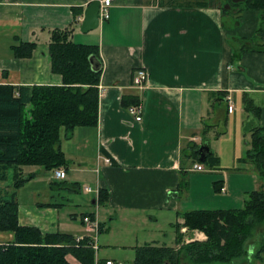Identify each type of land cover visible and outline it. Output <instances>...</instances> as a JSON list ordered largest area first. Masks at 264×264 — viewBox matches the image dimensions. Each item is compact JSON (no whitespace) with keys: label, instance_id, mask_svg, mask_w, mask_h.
Instances as JSON below:
<instances>
[{"label":"crops","instance_id":"1","mask_svg":"<svg viewBox=\"0 0 264 264\" xmlns=\"http://www.w3.org/2000/svg\"><path fill=\"white\" fill-rule=\"evenodd\" d=\"M90 3L0 0V85H62V77L52 72L50 59L55 30L73 29L74 42L97 46L103 65L98 126L79 127L71 139L63 137L61 149L69 166L60 169L67 177L59 180L54 175L57 182L43 183L52 191L48 200L40 202L25 195L31 180L18 190L19 224L36 227L43 234L72 235L77 242L87 233L83 218L92 215L100 230L101 226L108 228V245L112 246L114 238H120L124 248L134 249L139 243L160 245L157 241L137 242V222L157 224L161 218L175 231L173 225L183 221L179 216L183 213L182 197L172 193L178 191L185 174L202 173L194 170L190 159L184 160L183 150L202 140L203 120L210 125L218 122L215 116L219 111L211 112L209 93L224 91L231 97L233 111L225 101L220 104L224 110L219 116L228 119L221 141L234 138L233 161L243 158L250 147V136L244 131L247 97L261 108L257 124L264 128V15L242 10V0H114L110 19L84 34L81 25ZM31 42L36 43V49L30 58L15 55L14 47ZM139 69L148 73L142 88L133 82ZM125 96L139 98L141 122L123 105ZM26 168L24 177L34 179L37 174ZM11 170L7 184L0 182L1 188L13 184ZM239 171L221 179L220 187L225 189L221 193L227 196L230 191L229 197H222L228 203L233 199L232 190L246 195L261 188L253 165L240 162ZM70 173L85 182L67 181ZM231 178L243 180L245 187L232 185ZM71 183L80 185V193L66 188L65 184ZM102 189L109 191L105 205L98 201ZM49 204L60 206H41ZM78 217L80 230L74 226ZM14 238L13 233L0 231V244ZM198 238L207 239L201 232ZM101 250L99 244L97 264L107 260L121 264L117 258L102 260ZM67 260L81 264L72 255Z\"/></svg>","mask_w":264,"mask_h":264},{"label":"trees","instance_id":"2","mask_svg":"<svg viewBox=\"0 0 264 264\" xmlns=\"http://www.w3.org/2000/svg\"><path fill=\"white\" fill-rule=\"evenodd\" d=\"M240 6L242 10L259 11L264 15V0H242ZM72 35L73 29L55 30L49 46L52 72L62 77V85H0V182L7 181L10 169L14 171L13 184L0 187V231L15 236L13 242L0 244V264H70L69 255L81 264H97L90 239L77 243L72 235L43 234L36 227L19 224L18 190L33 178L24 177L23 168L41 167L48 171L68 168L69 161L61 149L63 137L71 139L77 128H94L99 123L102 71L94 72L89 62L92 55L101 61L99 50L94 45L75 43ZM35 49L36 43L31 42L22 43L13 50L19 58H30ZM242 50H246L245 47ZM228 97L224 91L209 93L211 112L219 111L215 116L218 122L209 125L203 120L202 143L188 144L183 150L184 159L194 164L203 163L199 161L198 149L207 143L209 128L227 123V119L219 115L224 110L220 104L228 102ZM244 102L248 117L244 131L250 136V147L239 161L254 166L261 188L248 194L241 209L195 210L180 214L184 223L173 225L176 244L180 247L153 244L139 247L135 264H181L182 257L195 264H232L242 258L246 259L245 264H264V128L257 124L261 108L249 97ZM123 105L126 108L139 106L140 100L125 96ZM206 162L211 169L220 170V159L213 153L207 156ZM218 185L219 182L215 183L216 191L221 193L222 187ZM65 186L74 193L81 191L78 183ZM182 187L183 183L172 194L182 197ZM98 201L105 205L109 201V191L100 190ZM182 228L190 234L199 231L207 239L184 243ZM259 229L263 231L257 234ZM256 235L259 240L249 244Z\"/></svg>","mask_w":264,"mask_h":264},{"label":"rangeland","instance_id":"3","mask_svg":"<svg viewBox=\"0 0 264 264\" xmlns=\"http://www.w3.org/2000/svg\"><path fill=\"white\" fill-rule=\"evenodd\" d=\"M75 43H77V42H75ZM77 44H81V43H77ZM227 122H228V119H227ZM210 124L211 123H209V125ZM225 125L227 128L228 123H226ZM225 125H223V123H221V124H218L214 128L213 127L209 128V130H208L209 133L206 134V140L212 149L211 150L212 153L214 154V156L219 157V159H220V166H219L220 170L211 169L209 167V164L207 162L206 163L204 162L201 164L204 168V171L202 173L188 172L184 176L183 187H182V199L180 200L183 203V207H182L183 213H184V211L189 212V211H195V210L216 211V210H228V209H238V208L241 209L244 207V205L239 203L240 199H239L238 194H240V197H242V200L246 201L248 199V194L250 192L246 193V195H244V194H241V192L239 190L237 192L232 190L233 199H232V202L228 203L222 197H229L230 191H229V193H227V196H226L225 194H222L223 192L222 193L217 192L216 188H215V183H217V182H219L218 188L222 185L221 179H222L223 175L234 176L236 172L240 173V171H239V167H240L239 160L233 161V158H232L233 157L234 138L232 137V138H229L228 140H223V141H221V139H220L224 135V132H226L225 127H223ZM221 132H223V134H220ZM197 143L201 144L202 140L201 139L198 140ZM220 152H221V155H220ZM184 160H188V159L185 158ZM26 170L28 171V173L37 174V176L34 179H31L30 183L26 186L25 189H27V190L25 192V195L26 196L33 195L35 198H39L40 202L48 200L50 193H52V191H49L48 188H45L43 183L45 181H47V182H57L58 181L54 178V171L53 172L48 171V170H45L44 168H41V167H27ZM197 172H199V171H197ZM9 173H10V176L12 177L14 172H13V170H11ZM75 180H77L80 183L85 182V180L82 179L81 177H79V175H75L74 173H70L67 181L74 182ZM7 181L5 182L6 184H7ZM231 182H232L231 183L232 185L236 184L238 187L240 186V188L245 187V185H244L245 183L243 180L242 181H238V180L236 181L235 178H231ZM237 182H239V185ZM49 189H51V188L49 187ZM214 196L221 197V198H215ZM229 206H231V207H229ZM64 211H65V213H68L70 210H67V208H66ZM75 222L76 223H74V226H76V228H78V230H80V228L78 226V224L80 222V217H78L77 221H75ZM105 222L107 224H109L107 220ZM183 223H184V220L181 221L180 224H183ZM138 224H139V227H138ZM107 229L108 228L104 229L101 226V230L98 232V239H97L96 243L98 244L97 254L99 251V244L102 247V250L99 253L100 258L102 260L107 259V258H117L120 260L121 264H135L136 249L142 246V245L140 246L141 243H139V247L134 248V249L129 248V247L124 248L123 245H120L122 242L121 239L120 238H114L112 240L113 241L112 246L108 245L111 243H107V242H110V239L107 238V237H109L110 234L106 235ZM85 230H86V228H85ZM263 230L259 229L257 234L261 233ZM114 231H115V228H113V232ZM135 231H136L137 236H138L137 237L138 241L136 240L137 242H142L143 240H146L147 242L152 243V242L157 241L156 244H160L158 246H164V245L170 246V247H174V246L176 247L177 246L175 231H174V229L169 227V224L168 225L165 224L164 219L159 218V221L157 224L151 223L150 221L148 223L137 222V226H136ZM181 233L185 234L184 243H189V242L195 241V240L199 241V238H198L199 231H194L192 234H190V232L186 228H182ZM99 235H101V238ZM85 236H93L94 237L95 234L85 232L83 237H85ZM121 238L123 239L122 236H121ZM99 239H100V243H99ZM125 240H128V239L125 238ZM258 240H259V238L256 235V237H254L249 242V244H251V245L255 244ZM116 241H119L120 243H117ZM103 242L107 243V245H104ZM136 245H134V246H136ZM182 260L184 262L186 261V264H195L192 261H190L188 258L182 257ZM245 260H246L245 258H242V259H240V260H238L232 264H245V262H246ZM97 262H100V261H97ZM101 264H103V263H101ZM210 264H228V263L213 262Z\"/></svg>","mask_w":264,"mask_h":264},{"label":"built area","instance_id":"4","mask_svg":"<svg viewBox=\"0 0 264 264\" xmlns=\"http://www.w3.org/2000/svg\"><path fill=\"white\" fill-rule=\"evenodd\" d=\"M100 2V11H99V18H100V23L102 24L103 22H106L110 19V8L112 7L113 1L114 0H98ZM148 80V73L145 69H139L137 73L134 76V85L136 87L142 88L145 86ZM229 101V111H233V106H232V101L231 98H228ZM129 113L135 118L137 122H141L143 120L142 116V111H141V106H131L128 109ZM105 162L107 164L111 163V159H106ZM195 171L203 172L204 168L202 165H195L194 166ZM54 175L57 179L59 180H64L66 179L67 175L65 170L63 169H56L54 171ZM87 192H91V188H86ZM222 192H225V189H222ZM87 229V233H93L95 236H85L81 237L77 240V243L84 241L85 239H90L91 240V246L93 250L97 253L98 250V244L96 243L98 239V232L100 231V224L99 221L96 217L92 218L90 216H85L83 219ZM105 264H119L116 263L112 260H107Z\"/></svg>","mask_w":264,"mask_h":264},{"label":"water","instance_id":"5","mask_svg":"<svg viewBox=\"0 0 264 264\" xmlns=\"http://www.w3.org/2000/svg\"><path fill=\"white\" fill-rule=\"evenodd\" d=\"M99 11L100 2L98 0H94L88 5L85 11V18L81 25L82 33L86 34L100 27ZM89 62L94 72L99 73L102 71L103 65L96 56L92 55L89 58ZM198 153L200 155L199 161L204 163L207 159V156L212 153L208 142L199 147Z\"/></svg>","mask_w":264,"mask_h":264}]
</instances>
